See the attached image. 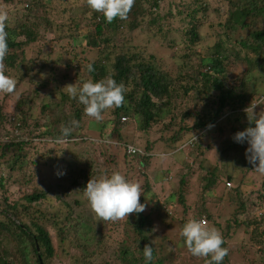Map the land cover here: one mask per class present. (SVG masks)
Listing matches in <instances>:
<instances>
[{"label":"trees","instance_id":"1","mask_svg":"<svg viewBox=\"0 0 264 264\" xmlns=\"http://www.w3.org/2000/svg\"><path fill=\"white\" fill-rule=\"evenodd\" d=\"M162 1L135 0L134 6L126 19L116 18L111 23L107 22L102 13L94 11L95 15H93L91 21L95 20V24L91 26L90 22V25L88 24L87 28L82 30L73 18H67V15H64V13H69L71 10L67 7L62 9L63 6L58 5L53 0L50 1L51 4L53 2V5H55L52 9H49L51 4L48 5L46 0H0V2L9 5L17 2L19 7L14 10L10 9L11 11L8 12L6 22L8 55L4 60L7 69L5 74L9 75L7 73L10 71H19L20 78L17 87L24 85L25 81L34 82L40 72L38 74L34 73L35 63L33 61L24 65L25 56L28 48L39 46L42 43V29L49 28L53 31L56 26L57 31H59L57 39L60 43L67 42L69 44L73 40L74 43H79V49H85V55L91 54V52L95 54L96 50L103 53V48L107 49V47H105V42H102L101 37L103 38L106 31H115L117 34H122V30H124L122 25L124 24L126 28L132 27L130 29H134L137 25H140L134 21L138 22L139 18L145 19L146 12L143 6L151 4V8L157 10L160 8ZM84 2L86 3V0ZM183 6L184 10L180 9L178 11V15L183 17L184 23L186 22L183 31L191 30L189 34H186L188 38L185 43L186 48H189L190 51V49L193 50L194 44L199 45L196 42L204 39L202 30L206 27L211 29L212 36L215 38L213 44L205 49L206 53H210V55L204 57L203 52H200V69H197V72L190 71V75L186 74L187 79H185L184 86H181L183 90L171 89V86H168L169 84L166 82L167 76L153 64L145 63L144 59L137 63L139 56L129 57L125 53H120L111 66L112 73L99 59L90 64L94 69L91 72L89 71V65L83 66L89 79L99 81L111 75L117 83L122 82L125 86L130 82H135L137 89L143 92L141 99H135L134 95L125 92V100L121 107L109 109L103 113V115H106L111 111L110 115L113 119L106 123L114 126V136L111 134L109 136L107 134L106 136L102 135L101 140L80 136L79 132L82 131L84 119L90 117L84 114V106L66 93L62 94V101L56 104L49 121H46V119L34 120L30 117L31 112L24 113L22 111V115L18 117L15 114L8 116L2 110L0 111V188L4 189V200H0V256L3 247L12 243L15 244L16 252L19 253L16 262L8 263L4 258L0 261V264H61L58 261L60 259V247L66 244L71 245L73 241L84 243V250H81L83 262L77 263L71 260V264H92L91 262L98 261L99 258H102V260L98 264H108L111 260H113L112 264H164L165 260L158 259V262L154 260L146 261L144 258L143 248L146 244H151L153 247V259L157 256L154 242L157 238L156 222L153 219L152 212L147 211V206L144 212L133 213L124 218L127 223L132 222L136 229L132 235L127 236L126 241L123 240L116 247L109 243L112 235L107 230L106 221L101 220L100 234L93 244V249L89 247V244L86 245L87 242H82L86 240L83 236L80 238L78 235L77 237L79 228L78 226L76 228L77 224L71 211L68 210V215L64 218L59 213L42 212L38 216L31 212L34 209V203L52 202L49 194L52 193L58 198L62 194L58 185L55 184L56 182L49 180L45 183L43 181L44 178L38 169V165L43 163L42 159H46L48 155L58 156L55 153L58 151L57 149H64L66 146L82 142L91 143L101 149L106 147L107 151L108 148L113 147L115 150H120V153L123 152L122 156L127 160L137 161L138 169L148 183L141 188L140 202L145 204L146 198H150L154 207L152 211H157L159 216L170 220L175 219L180 230L189 218L204 219L209 226H214L222 234L225 240L224 247H228V239L236 234L234 233L236 230L243 229L248 238L244 241L248 240L249 242V244L244 242L242 245L245 246L243 251L249 258L253 256L251 263L247 264H264V192H260L257 199L244 198L252 184L245 181L246 175L242 174L240 179V176H238V164H243L248 173L254 170L253 165L245 158H239L236 162L233 160V163L230 160L224 166L221 174L217 175L215 170L208 171L207 174L210 177H206L202 175L205 171L204 168H200L201 163L199 161L202 154H194L195 151H193L195 147L202 145L199 136L204 140L211 133V129L217 127V125H222L225 121L227 124L230 122L231 126L237 124L233 129L236 132L246 129L249 126L248 121L242 123V119L240 120L236 116L241 113L246 114L243 111L245 107L250 105L252 101L261 102L263 98L261 95L257 97L258 91L255 89H253L252 94H241L239 93L240 90L226 86L225 79L229 73L226 61L228 57H231V55L227 56L226 52L231 53V48L233 51H237L235 59L246 65L248 69L264 68V0H218V5L214 7V12L217 14L215 23L203 22L198 19V16H205L208 10L213 8L210 0L206 2L205 0H187L183 3ZM38 8L43 9L40 11ZM54 19L57 22L56 25ZM67 20L69 21L68 29L64 27L68 24ZM153 22L155 23V20ZM84 24L86 23L84 22ZM104 41L110 44L109 40ZM113 51L116 50L113 49ZM109 56L110 53L107 54V60H110ZM194 58L195 56H185L184 60L187 67L192 66ZM262 82V85H264V80ZM40 91L43 94L48 93L43 87ZM35 95L33 94V96ZM150 95L161 102L163 107L160 111H156L157 106L153 103ZM29 101V97L19 100L17 110L21 111L25 106L32 110L34 105L32 102L29 104ZM67 109L75 113L73 120L69 119ZM180 115V123L184 124L187 121H192V125L182 126L178 129L176 124ZM128 116L140 120L142 132L151 130L157 117L161 122L164 120L163 133L170 132L173 134L171 142L168 141L173 144L171 146L173 155L180 147L184 146L180 137L181 134L193 133L198 137V142L195 141L193 145L187 146L191 150L188 154L190 160L184 165L188 168L187 174L179 176L172 182L174 180L173 172L165 171L166 174L160 183L163 186V190H161L163 197L161 194H155L156 189H158L157 185L154 187L149 179L150 176H148V171L154 163V157L161 155L158 153L157 143L148 144L144 150H141L134 140L131 141L128 136H124L122 132L125 129V124L121 120L125 117L129 119ZM166 118L170 119L169 123L165 122ZM70 121H77L78 126L73 127L69 137L58 142L57 138L61 136V126L69 125ZM112 139L115 142H111ZM191 139L192 137L188 138V140ZM221 147L220 156H227L226 148L229 146L221 144ZM247 147L245 143L239 149L243 150L244 153ZM47 149H50L48 153L45 152ZM180 150L185 151L184 149ZM193 154L195 155L194 158H192ZM35 155L37 157L34 160ZM112 157L116 161L115 158L117 157L114 155ZM84 162L86 163L87 160H84ZM112 163L117 164V161ZM44 164L47 166L46 161ZM198 164L199 168H196ZM93 167L88 165L85 171L87 182L91 178L97 179L96 174L97 172L100 173L98 165ZM93 170L94 172H92ZM111 173L108 172L109 175ZM224 175H226V178ZM197 177L201 179V188L204 192L202 205L200 206H198V203L193 204L195 193L192 184ZM227 181L235 183L232 190L226 188ZM223 182H225L226 190L217 202L222 205L227 203L232 206L238 205V210L234 216L236 225L226 220L225 225H223L220 222L224 220L222 216H219L216 221L214 215L207 210L209 202L206 200L208 195L215 197L214 191L217 188L219 189ZM261 183L264 190V180ZM75 184L79 186L78 181ZM168 184H171L169 188L166 187ZM60 185H64V181H60ZM164 189L169 190L167 197H165L167 190L164 191ZM15 190H18L16 194H14ZM64 204L66 208L70 206L74 209V205L71 203ZM229 204L227 205L230 206ZM177 210L180 211V216L174 217L172 213ZM9 215H13V217ZM65 219L69 222L68 227L58 228ZM84 221L90 226L95 224L93 216L85 218ZM111 224L113 225V223ZM73 233L75 239L71 236ZM181 238L185 246L184 238L182 236ZM130 241H133L132 245H130ZM126 243L130 247H127ZM83 252L86 253V256ZM62 253L67 254L68 251L63 249ZM132 253H134V256H131ZM135 255L142 256L143 260L137 259ZM230 258L231 254H228L222 264H232Z\"/></svg>","mask_w":264,"mask_h":264},{"label":"rangeland","instance_id":"2","mask_svg":"<svg viewBox=\"0 0 264 264\" xmlns=\"http://www.w3.org/2000/svg\"><path fill=\"white\" fill-rule=\"evenodd\" d=\"M52 0H46L47 4L50 5ZM58 5H61L62 9L67 7L71 10V12L64 13L67 15V18H73L76 22L77 26L84 30L87 28L88 24L93 26L95 23L91 19H93L94 11L91 10L87 3L84 0H53ZM187 0H163L161 2L160 8L157 10H153L151 8V4H145L143 6L146 15L145 19L141 18L137 21H134L137 24V27L134 29H130L132 27L126 28L125 24L122 25V34H117L115 31H106L101 37L102 42H105V47L103 48V53H99L101 51H95V54L91 52L85 55V49H79V43H74L72 40L69 44L66 42L64 44L60 43L57 39L59 37V31H57V27L51 31L49 28L42 29V37L43 41L39 46L28 48L26 51V61L24 65H27L30 61L35 63L34 65V73L39 75L34 79V82L30 83L29 81H25L24 85L21 87H17V83L19 81L20 75L19 71H10L9 74L12 78L16 80V89L13 93H3L0 92V111L4 112L8 116L11 115H22V111L24 113L31 112L30 117L34 118V120H43L49 121L50 116L54 113L53 109L56 108V104L62 101V94L66 93L63 89L68 84H76L77 87L81 85L82 81H86L89 79L87 71H84L83 66L90 65L91 63L97 61L98 59L108 67V70L113 72L112 65L115 63L117 55L120 53H125L129 57L131 56H139L138 62L141 60H145V63L153 64L159 71L167 76L168 86H171V89L181 91L183 90L185 83V79H187L186 74L190 75V71H196L200 69V52H203V56L210 55V53H206V47L212 45L215 41V38L212 36V31L209 27H206L202 30L203 40L200 42H196L194 44L193 50L186 48L185 43L188 39L186 34H189L191 30L183 31L184 23L183 17L178 15V11L180 9L184 10L183 3ZM203 1V0H202ZM207 0H205L206 2ZM222 1V0H221ZM175 2V3H173ZM213 8L208 10V13L204 15L198 16V19L203 22L215 23L214 21L217 18V14L214 12V7L218 5V0H210ZM55 5L53 2L49 9H52ZM18 3L14 2L11 5L0 2V9H4L7 13L11 10L17 9ZM19 8V7H18ZM58 8V7H57ZM11 9V10H10ZM43 8H38V10L42 11ZM226 10V8H225ZM155 20V23L153 22ZM84 22L86 24H84ZM55 25L57 22L54 19ZM67 25L64 26L68 29L69 21L67 20ZM218 29V28H217ZM88 30V29H87ZM78 40V39H77ZM104 40H109L110 44ZM83 41V40H81ZM77 42V41H76ZM76 48V49H75ZM113 49L116 51L114 52ZM231 53L226 55L231 57L227 59L226 66L227 71L229 73L226 75L225 83L228 87L236 88L239 93H249L252 94L253 89L258 91V96H263L261 102L254 103H262L264 102V85L262 80H264V68L260 67L255 70L248 69L246 65L242 62L235 59L237 55V51H233L231 48ZM110 53V60H107V54ZM195 56L192 61V66L187 67L186 61L184 60L185 56ZM110 62V63H109ZM7 69L5 68V71ZM186 72V73H185ZM33 73V74H34ZM43 87L48 93L45 95L40 90ZM126 92L128 94L134 95L135 99H141L143 97V92L140 89H137V85L135 82H130L126 86ZM33 94H37L33 96ZM67 94V93H66ZM263 94V95H262ZM255 95V94H254ZM253 95V96H254ZM68 96V95H67ZM152 96V95H150ZM24 97H29V104L32 102L34 105L32 110L28 109L26 106L21 109V111L17 110L18 101L23 99ZM153 99V103L156 104L157 110L160 111L163 107L161 102L157 100L155 97H151ZM70 104V102H68ZM50 109H49V108ZM261 109H264V105H257L256 111L259 112ZM201 112V110L199 109ZM111 112V111H110ZM110 112L106 115H103L104 119L102 123L96 122L94 119L87 118L84 119L82 125V131L79 132L80 136L93 139V140H101V136L106 134L109 136L113 134L114 126L109 125V120L113 119ZM67 114L70 120L74 118V112L67 109ZM126 116V115H122ZM127 117V116H126ZM236 117L242 119L243 122H247L246 114H239ZM129 119L127 121H122L124 123V136H128L129 140L136 142L137 146L144 150L148 144L157 143L158 153L160 154H168L167 157L156 156L154 157L153 166L148 171L149 179L152 181L154 187L157 185L155 194H162L163 186H161V181L163 180L166 172L172 171L174 175V182L179 176L187 174V167L184 165L187 164V161L190 160L188 154L191 150L188 147H182L183 150H179L175 155L171 152V146H173L171 142L173 134L170 132L163 133L164 129V120L161 122L159 117L156 119V123L152 125V129L148 132L141 131V123L140 120L134 119L133 116H128ZM180 118L177 119V128L179 127H187L192 125V121H187L184 124L180 123ZM166 123L170 122V119L166 118ZM226 122V121H225ZM223 122L222 125H217L211 129V133L206 136L203 140L201 136H199L202 140V145L200 147H195L193 151L195 153L202 154L200 163V168H204L202 175L206 177H210L207 174L208 171H216L217 175L223 172L224 166L228 163V161L235 160L239 158H247L245 156V152L239 149V147L243 144L237 143L234 141L233 136L237 133L234 129V125ZM255 126V125H253ZM1 127V125H0ZM177 129V130H178ZM197 135L194 134H181L180 137L182 142H186L188 138H195ZM111 140V139H110ZM170 141V142H168ZM111 142H115L112 139ZM198 142V141H197ZM100 144V143H99ZM222 145H226L231 147L227 149V156H220V152L222 150ZM245 144V143H244ZM248 146V144L246 143ZM239 146V147H238ZM200 148V149H199ZM57 149L55 153L58 154L55 156L48 155L46 159H42L43 163L38 165V169L40 170V174L44 178L43 181L47 183L49 180L56 182L62 194L58 198L54 194H49V198L52 202L41 201L39 203H34V209L31 210L32 213L40 216L42 212H51V213H59L62 218L68 215V210L74 214L76 228H79L78 235L83 236L86 240L82 242H87L86 245L89 244V247L93 249V244L100 234L101 228V219L97 217L90 208L87 198L84 195V188L86 187V169L88 165L97 166L100 168V173L97 172L96 178L98 179L102 175H109L108 172L119 171L123 175L126 176L129 180L137 182L140 184L141 188L144 187L147 181L141 175V172L138 169V162H131L122 156L120 150H115V148L110 147L107 151L106 147L101 149L99 146H95L88 142L78 143L76 145L66 146L64 149ZM180 149V148H179ZM50 149H47L45 152L48 153ZM44 154V153H43ZM192 155V158L195 155ZM112 155L116 156L117 164H113L112 162H116ZM37 155L34 156V160ZM187 158V160H186ZM84 160H87L85 163ZM194 160V159H193ZM46 161L47 166L44 164ZM239 179L242 174L246 175V182L251 183L249 191L246 192L244 198L248 199H257L258 194L260 192H264L261 181L264 180V174L257 171H250L249 173L244 169L243 164H238ZM57 167H60L62 170H65L66 174L57 177L55 175V171ZM132 167V171H131ZM196 168H199V164L196 165ZM95 170V169H94ZM94 170L92 172H94ZM164 171V172H163ZM226 178V175H224ZM70 178V179H68ZM60 181H64V185H60ZM79 182V186L75 183ZM148 184V183H147ZM171 184L166 185L169 188ZM235 183L233 182L234 188ZM165 187V185H164ZM167 188V189H168ZM192 188L195 193L194 203L198 206L202 205V199L204 192H202L201 188V179L200 177L196 178L193 181ZM167 189H164L167 190ZM225 182H223L219 189L217 188L214 191V196L207 197V210L210 214L214 215L215 220L219 216L224 218L223 221H220L223 225H225V220L230 223L236 225L235 223V214L238 210V205L228 206L227 204L222 205L218 203L220 197L223 196L225 192ZM232 190V189H231ZM4 189L0 188V200H4ZM18 190H15L14 194L17 193ZM169 190L165 193V197L169 195ZM31 193V191H29ZM210 194V193H209ZM62 202V206L60 204ZM64 203H71L74 205V209L70 206H67ZM145 204L147 206V211L152 212L153 219L155 220L156 229H157V238L155 239V248L157 251V256L154 257V261L158 262V259L165 260L164 264H205L204 258H199L193 256L183 244V240L181 238V230L176 223L175 219L170 220L166 217H161L157 213V211H152L154 208L151 199L146 198ZM59 206V208H58ZM174 217L180 216V211H174L172 213ZM13 217V215H9ZM93 216L94 225L90 226V224L86 223L85 218H91ZM4 219V218H3ZM5 220V219H4ZM107 230L111 233L112 237H110L109 243L113 244L115 247L127 240V236L132 235L136 226L132 222H126L125 219L118 220L115 222L106 221ZM113 223V225L111 224ZM240 223V222H239ZM109 224V225H108ZM69 222L67 219L61 223V226L58 228L68 227ZM209 225V224H208ZM214 227V226H209ZM70 228V227H69ZM228 239V249L231 254L230 262L232 264H244L251 263L252 258H249L245 251H243L245 246H242L244 242L249 244L248 240L244 241L247 237L243 229H238ZM56 235V233H54ZM75 234H71L72 238H74ZM250 237V236H249ZM248 239V238H247ZM12 243L11 241H9ZM130 245L133 244V241L129 242ZM127 247H130L128 243ZM81 245V247H80ZM84 243H76L73 241L71 245L66 244L59 249V257L61 264H71V260L73 262H83V258L81 257ZM59 247V246H58ZM16 246L14 243L4 246L1 250L0 261L4 258L9 262H16L19 255L16 252ZM63 249L68 251L67 254H63ZM90 252V250H89ZM84 253V252H83ZM86 256V253H84ZM79 256V257H78ZM134 256V253L131 254ZM137 256V259L143 260L142 256ZM247 256V258H246ZM77 257V258H75ZM75 258V259H73ZM102 258H99L98 261L91 262L92 264H98ZM113 260H111L108 264H112Z\"/></svg>","mask_w":264,"mask_h":264},{"label":"clouds","instance_id":"3","mask_svg":"<svg viewBox=\"0 0 264 264\" xmlns=\"http://www.w3.org/2000/svg\"><path fill=\"white\" fill-rule=\"evenodd\" d=\"M86 3L91 10L102 13L107 22L111 23L116 18L126 19L135 0H86ZM7 20V11L0 9V92L11 94L16 89V80L5 74L4 60L8 55ZM88 67L90 72L94 70L92 65ZM63 89L72 99H76L84 106L86 116L98 123L103 121V113L106 110L123 105L126 92L124 83H117L111 75L99 81L88 79L79 87L77 83L68 84ZM257 105H264V102L257 104L252 101L243 109L249 126L235 133L233 139L237 143L248 144L245 152L248 162L253 165L254 171L264 174V109L257 112ZM122 120L126 122L127 118ZM74 126H78L77 121H70L67 126L62 125L58 142L69 137ZM197 138L187 140L182 147L193 145ZM132 150L134 151L133 148ZM158 156L167 157L168 154ZM65 174V170L57 167L55 171L57 177ZM232 187L233 182L227 181L226 188L231 190ZM84 195L93 213L103 221L115 222L130 214H139L146 210V205L140 202L142 195L140 184L129 180L119 171H113L111 175H102L98 179L91 178L84 188ZM181 236L188 251L195 257L205 258V264H222L229 253V249L224 247L225 240L222 234L215 227H209L204 219L189 218L181 229ZM143 254L146 261L153 260L151 244L144 246Z\"/></svg>","mask_w":264,"mask_h":264},{"label":"water","instance_id":"4","mask_svg":"<svg viewBox=\"0 0 264 264\" xmlns=\"http://www.w3.org/2000/svg\"><path fill=\"white\" fill-rule=\"evenodd\" d=\"M39 250V249H38ZM39 257L41 258V256L39 255Z\"/></svg>","mask_w":264,"mask_h":264},{"label":"built area","instance_id":"5","mask_svg":"<svg viewBox=\"0 0 264 264\" xmlns=\"http://www.w3.org/2000/svg\"><path fill=\"white\" fill-rule=\"evenodd\" d=\"M231 184H229V186H230ZM206 221V220H205Z\"/></svg>","mask_w":264,"mask_h":264}]
</instances>
